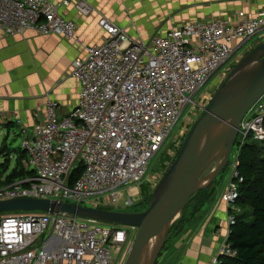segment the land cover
<instances>
[{"label":"built area","instance_id":"2783aa9c","mask_svg":"<svg viewBox=\"0 0 264 264\" xmlns=\"http://www.w3.org/2000/svg\"><path fill=\"white\" fill-rule=\"evenodd\" d=\"M69 7L85 17L92 13L86 0H0V27L8 35L30 30L74 40L77 24L61 13ZM98 24L103 42L87 46L85 57L72 64L80 86L76 106L59 116V103L47 102L46 122L22 140L30 168L24 166L33 175L1 189L0 201L42 198L83 207L122 201L129 208L136 201L131 191L139 196L140 186L155 175L149 174L150 162L162 155L212 77L238 48L254 38L264 40V10L255 16L240 13L236 21L187 22L151 44L106 17ZM249 138L264 142V97L242 121L237 143ZM238 155L222 196L235 212L244 182L236 170ZM80 166L82 175L74 180ZM234 220L229 215L230 225ZM129 239L125 227L67 213L0 217V264H120ZM236 255L227 241L222 244L219 257Z\"/></svg>","mask_w":264,"mask_h":264},{"label":"crops","instance_id":"0c3cea01","mask_svg":"<svg viewBox=\"0 0 264 264\" xmlns=\"http://www.w3.org/2000/svg\"><path fill=\"white\" fill-rule=\"evenodd\" d=\"M178 1L187 6L181 9L176 5L179 10L173 7L168 11H175L176 16H163L147 27L128 15L139 0H86L92 8L87 17L73 7L62 8L61 13L77 24L74 40L42 36L30 30L8 35L0 27V112L10 121L23 120L31 126L32 114L45 116L47 102L55 100L60 104L59 115H67L76 106L80 92L78 81L71 75L72 64L85 57L87 46L103 42L104 32L98 24L102 17L124 28L132 38L151 44L187 22L236 20L240 13L255 16L264 10V0H175ZM222 196H216L214 191L199 212L192 210L164 264H214L231 227Z\"/></svg>","mask_w":264,"mask_h":264},{"label":"water","instance_id":"95a60500","mask_svg":"<svg viewBox=\"0 0 264 264\" xmlns=\"http://www.w3.org/2000/svg\"><path fill=\"white\" fill-rule=\"evenodd\" d=\"M263 97L264 42L242 59L210 99L176 160L154 190L149 207L143 212H116L22 198L0 201V214L61 212L107 225L135 228L138 234L125 264H142L152 242L154 248L147 264H156L170 228L189 200L198 191L209 188L229 165L241 123ZM212 165L211 173L203 178L204 172Z\"/></svg>","mask_w":264,"mask_h":264},{"label":"rangeland","instance_id":"374dc122","mask_svg":"<svg viewBox=\"0 0 264 264\" xmlns=\"http://www.w3.org/2000/svg\"><path fill=\"white\" fill-rule=\"evenodd\" d=\"M183 2L178 1L175 2V0H139L138 5L135 4V8L132 11H128V15L130 17L136 18L137 22L140 25H144L145 27L149 26L150 24L155 23L157 20H159L161 17L169 18L171 15L176 16V12H168L175 6L181 7L183 9L187 5H181ZM179 10V8H176ZM245 14V13H244ZM239 15V14H238ZM248 16V15H247ZM238 17V16H237ZM228 20V19H223ZM237 20V18H236ZM236 20H230V21H236ZM18 34V33H17ZM264 40H261L260 37L254 38L251 41H249L247 44L241 46L234 52L233 57L231 58L230 62L218 73V75H215L212 77L209 86L205 89V93L202 96H199L197 101L195 102V105L192 106V109L190 113L183 118L182 122L178 124V126L175 128L173 133V138L166 144L164 152L158 159H153L150 162L149 167V174H155L154 176L151 175L147 178L146 181L140 186V192L139 196L137 195V191L133 190L131 191V194L133 196H136V201L131 206H127L129 208L125 209L126 207L123 206L122 201L118 203L117 206H113L111 204L104 206L105 204L103 202H100L96 205L92 204V206H89L90 208L95 209H101V210H108V211H116V212H131L133 208L134 211L137 212H143L145 211L149 205H150V197H152L154 190L159 185L161 180L163 179L164 175L170 168V166L173 164V162L176 160L177 156L180 153V150L188 137L191 129L197 122V120L204 114L205 108L209 104V100L213 97V95L216 93V91L221 87V85L227 80L228 76L231 74V72L234 70V68L242 61V59L250 53L254 48H256L258 45L263 43ZM60 106V104H59ZM189 110V109H188ZM72 111V110H71ZM70 111V112H71ZM35 114H38V118L35 117ZM59 114V111H58ZM61 116V115H59ZM5 116L0 112V151L1 148H5L7 151L11 152V156L8 158L6 155V152L4 154L0 153V183L2 184L3 181H5L7 175H2L7 172V174L10 175L15 173L17 171V164L21 168V164L23 162L22 158L23 155L21 154V150L19 147H22V140L25 137H29L33 133V129L35 128V125L40 123L43 124L46 122V113L45 116H41L39 112H35L32 114V118L34 120L33 124L29 126L28 123H25L23 120H15L10 121L8 118H4ZM7 122H14L16 124L15 128L9 132L8 129H6V123ZM24 130H26L27 134L24 135ZM24 150V149H23ZM264 151V147L262 149ZM264 153V152H263ZM238 155V148L237 145L234 147L232 154L229 159V165L225 168L223 173L214 181L212 184L211 190L213 192L215 191L216 196L220 197L222 196L224 189L227 188V185L229 184V181L232 178V174L234 171V160L235 157ZM28 157V155H27ZM24 164L29 167L27 160H24ZM83 172V167L81 166ZM214 168V165L210 166L203 174V178L207 177L211 170ZM27 169V168H26ZM15 170V171H14ZM14 171V172H13ZM13 172V173H12ZM18 173V171H17ZM80 175V176H81ZM79 176V177H80ZM78 177V178H79ZM22 178V177H21ZM16 179L14 182L10 184H4L2 187H0V190L6 187H9L11 184H14L16 182H20L23 180H26L25 178L22 179ZM226 187V188H225ZM209 189V190H210ZM210 190V191H211ZM225 193V192H224ZM127 199L124 195L120 194V198ZM36 199V198H33ZM42 199V198H41ZM43 200H50V199H43ZM195 200V199H194ZM51 201V200H50ZM53 201V200H52ZM110 201V200H108ZM55 202V201H53ZM99 202V201H96ZM92 202V203H96ZM189 203V202H188ZM59 204V203H58ZM64 204V203H63ZM69 204V203H67ZM188 205V204H187ZM196 205V202H193V204L190 207V210L188 211V215L192 211L193 207ZM187 207V206H186ZM122 210V211H120ZM249 212V210H245L244 213ZM41 211H32V212H12V213H4L0 214V217H6V216H12V215H21L25 213H38ZM45 213V212H41ZM48 214V213H47ZM182 216V213L179 215V217L176 218L174 224L180 219ZM92 220V219H90ZM104 224V223H103ZM128 229V235H129V246L126 254H124L121 257L120 264H125L127 257L129 255V252L132 248V244L138 234V230L135 228H127ZM179 235L176 234V230L169 231L168 236L164 242L163 248L159 254L158 260L156 264H164L165 256L168 252V250L171 248L172 244L175 243V240L178 238ZM112 254L114 257H117L118 254L115 250H112ZM126 257V258H125ZM170 259L168 257L166 260ZM143 264V262H142ZM144 264H146V257L144 258ZM168 264V263H166Z\"/></svg>","mask_w":264,"mask_h":264},{"label":"trees","instance_id":"16d2710c","mask_svg":"<svg viewBox=\"0 0 264 264\" xmlns=\"http://www.w3.org/2000/svg\"><path fill=\"white\" fill-rule=\"evenodd\" d=\"M15 126L16 124L14 122L6 123L5 128L8 129V134ZM239 145L236 170L244 178V182L239 186V198L236 204L240 211H229V215L234 216L235 220L230 227L227 239V243L233 250L237 251V255L235 257L220 256L217 264H264V151H262L264 142L258 143L249 138L242 146L241 144ZM19 148L23 155L22 167L19 168L20 166L17 164L16 169L18 173L17 171L13 173L14 170L12 172L13 174L10 173L9 175L7 172L2 174L7 176L5 181H3L2 184L0 183V187L6 184V182L10 184L21 177L25 178L33 175V172L27 170L24 166L27 153L21 147ZM3 151L6 152L8 158L11 156L10 151L1 148L0 153L4 154ZM81 171L82 168L80 166L73 172L72 176L74 180L81 175ZM212 186L213 185L207 189L198 191L189 200L187 207L182 212V216L172 225L170 231L176 230L177 235L182 232L186 223L190 220L189 217L192 215V211L190 212L191 215L187 214L191 205L193 202H196L192 210L195 211L194 213L199 212L213 196L214 189ZM149 199L151 203L152 197ZM246 209L249 210V212L247 211V213H244Z\"/></svg>","mask_w":264,"mask_h":264},{"label":"bare ground","instance_id":"6f19581e","mask_svg":"<svg viewBox=\"0 0 264 264\" xmlns=\"http://www.w3.org/2000/svg\"><path fill=\"white\" fill-rule=\"evenodd\" d=\"M136 196H137V195H136ZM136 196H135V197H136ZM57 213H61V212H57ZM153 248H154V242H152V243L149 245V247L147 248V250H146V252H145L144 258L146 257V264L148 263V261H149L150 258H151ZM143 264H144V259H143Z\"/></svg>","mask_w":264,"mask_h":264},{"label":"flooded vegetation","instance_id":"af4514ba","mask_svg":"<svg viewBox=\"0 0 264 264\" xmlns=\"http://www.w3.org/2000/svg\"><path fill=\"white\" fill-rule=\"evenodd\" d=\"M134 210H135V209L133 208V210H132L131 212H135ZM120 211H122V210H120ZM128 212H129V210H128Z\"/></svg>","mask_w":264,"mask_h":264}]
</instances>
